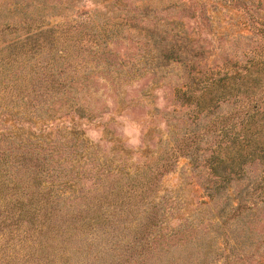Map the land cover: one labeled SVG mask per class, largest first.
I'll use <instances>...</instances> for the list:
<instances>
[{"label":"rangeland","instance_id":"rangeland-1","mask_svg":"<svg viewBox=\"0 0 264 264\" xmlns=\"http://www.w3.org/2000/svg\"><path fill=\"white\" fill-rule=\"evenodd\" d=\"M175 31L195 77L258 76L263 145L264 0H0V264H264V193L233 215L235 191L200 181L208 135L199 165L186 155L209 117L154 43ZM25 189L43 200L20 211Z\"/></svg>","mask_w":264,"mask_h":264},{"label":"trees","instance_id":"trees-1","mask_svg":"<svg viewBox=\"0 0 264 264\" xmlns=\"http://www.w3.org/2000/svg\"><path fill=\"white\" fill-rule=\"evenodd\" d=\"M132 25L138 24L132 21ZM145 28L154 32L149 27ZM165 39L166 34H162L154 40L161 60L176 61L188 67V77L195 84L193 91L197 94L195 99L197 113L209 117V124L206 125L204 133H200L198 139L194 140L196 147L192 151L188 150L186 155L191 158L194 165H199L201 156L198 154L201 149V140L204 135H208V141H205L201 153L204 154L202 166L206 168V173L200 174V179L205 175L200 181L210 190L211 195H218L219 192L226 191L228 187L235 191V205H231L233 215L239 213L241 209L253 207L250 203L259 202L258 192L259 196L264 193V179L258 178L257 171L258 162L264 171V144L261 145L258 140V91H256L258 76H252L250 73L241 76V67L235 71L233 67H223L201 75L196 74L195 77L194 58L200 53L195 51L189 45L187 38L177 31L172 33L170 41ZM231 99L240 102L238 110L233 109L226 114L216 111L220 103L229 102ZM162 166H164L162 171L168 169L165 167L166 163ZM13 186L17 187V183L14 182ZM27 189L20 191L19 195L10 200L11 203L13 200L18 205L20 211L27 210L32 203L43 200V197L34 199V193L31 192L30 196ZM37 190H35L36 195L43 196L44 193L38 187ZM26 193L28 197L30 196L29 198L24 197ZM47 194L48 197L45 196V199L50 201L51 193ZM151 213L155 212L148 210V217H146L148 221L142 229L136 230L138 240L134 248L140 245L139 254L149 250L148 235L156 229L158 224L157 217H153Z\"/></svg>","mask_w":264,"mask_h":264}]
</instances>
